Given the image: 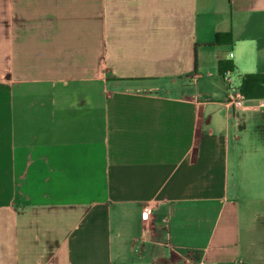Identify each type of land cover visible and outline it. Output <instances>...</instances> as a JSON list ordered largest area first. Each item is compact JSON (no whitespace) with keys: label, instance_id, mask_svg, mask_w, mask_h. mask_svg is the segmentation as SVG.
I'll list each match as a JSON object with an SVG mask.
<instances>
[{"label":"crops","instance_id":"crops-1","mask_svg":"<svg viewBox=\"0 0 264 264\" xmlns=\"http://www.w3.org/2000/svg\"><path fill=\"white\" fill-rule=\"evenodd\" d=\"M220 61L264 74V0H0V264H264Z\"/></svg>","mask_w":264,"mask_h":264},{"label":"trees","instance_id":"trees-1","mask_svg":"<svg viewBox=\"0 0 264 264\" xmlns=\"http://www.w3.org/2000/svg\"><path fill=\"white\" fill-rule=\"evenodd\" d=\"M231 39V33L227 34ZM219 72L225 76L228 72H234V66L229 61H220ZM240 92L244 95L246 100H262L264 99V74L253 73L245 74L240 79Z\"/></svg>","mask_w":264,"mask_h":264},{"label":"built area","instance_id":"built-area-1","mask_svg":"<svg viewBox=\"0 0 264 264\" xmlns=\"http://www.w3.org/2000/svg\"><path fill=\"white\" fill-rule=\"evenodd\" d=\"M223 80L225 81L227 85V98L226 101L229 105L233 107L236 111H241L245 108L246 98L244 95L240 92L239 87H235L232 84V80L228 77V73L223 76ZM260 107L264 108V99L259 101L258 104ZM157 208L156 205H152L149 210L153 211ZM143 223L148 222V217L144 216L142 217ZM148 235V230L146 228L142 231V236L146 238Z\"/></svg>","mask_w":264,"mask_h":264},{"label":"rangeland","instance_id":"rangeland-1","mask_svg":"<svg viewBox=\"0 0 264 264\" xmlns=\"http://www.w3.org/2000/svg\"><path fill=\"white\" fill-rule=\"evenodd\" d=\"M231 78H232V84L233 86H238L240 84V80H239V77L237 76V74L233 73L231 75Z\"/></svg>","mask_w":264,"mask_h":264}]
</instances>
